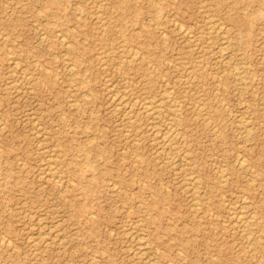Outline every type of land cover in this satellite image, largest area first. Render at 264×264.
<instances>
[{
	"label": "rangeland",
	"instance_id": "1",
	"mask_svg": "<svg viewBox=\"0 0 264 264\" xmlns=\"http://www.w3.org/2000/svg\"><path fill=\"white\" fill-rule=\"evenodd\" d=\"M263 42L264 0H0V264H264Z\"/></svg>",
	"mask_w": 264,
	"mask_h": 264
},
{
	"label": "bare ground",
	"instance_id": "2",
	"mask_svg": "<svg viewBox=\"0 0 264 264\" xmlns=\"http://www.w3.org/2000/svg\"><path fill=\"white\" fill-rule=\"evenodd\" d=\"M9 1V0H8ZM50 2H56L57 0H49ZM93 1V0H92ZM103 2V1H102ZM15 4V3H14ZM101 4V3H100ZM32 7V6H31ZM34 7V6H33ZM96 10H97V6H96ZM199 10H200V8H199ZM98 12V11H97ZM204 13V12H203ZM95 14V13H94ZM98 14V13H97ZM104 14V13H103ZM96 15V14H95ZM99 15V14H98ZM97 15V16H98ZM84 16V15H83ZM77 17H80V16H77ZM77 17H75V18H77ZM81 18V17H80ZM98 18H99V16H98ZM78 19V18H77ZM101 19V18H100ZM104 19V18H103ZM211 19V18H210ZM210 19H209V21L208 22H210ZM102 20V19H101ZM205 20V19H204ZM206 20H207V18H206ZM219 21V20H218ZM33 22V21H32ZM101 22V21H100ZM235 22H236V24H242V25H244L245 23H240L239 21H237V20H235ZM106 23V22H105ZM96 24H98V23H96ZM216 24V22H214V25ZM222 24V23H221ZM221 24H220V26H219V28L220 27H222L221 26ZM206 25H208V23L206 24ZM210 25V24H209ZM218 25H219V23H218ZM217 25V26H218ZM250 25V24H249ZM159 26V25H158ZM178 26V25H177ZM180 26V25H179ZM178 26V27H179ZM182 26V25H181ZM181 26H180V29H181ZM36 27V26H35ZM208 27V26H207ZM209 27H211V25L209 26ZM208 27V31H209V28ZM38 28V27H37ZM102 28V27H101ZM219 28L217 29V31L219 30ZM225 28V27H224ZM227 28V27H226ZM179 29V28H178ZM180 29H179V31H180ZM37 30V29H36ZM182 30V29H181ZM211 30V29H210ZM160 31V30H159ZM185 31H187V30H185ZM214 31H215V29H214ZM188 32V31H187ZM207 32V31H206ZM216 32V31H215ZM215 32H214V36L216 35L215 34ZM55 33H56V31H55ZM58 33V32H57ZM56 33V34H57ZM189 33V32H188ZM213 33V32H212ZM59 34V33H58ZM160 34H162V32L160 33ZM184 35H186L187 33L186 32H184L183 33ZM220 34V33H219ZM223 34V33H222ZM225 34V33H224ZM163 35V34H162ZM190 35V33L187 35V37L186 38H189L188 36ZM197 35H198V33H197ZM4 36V35H3ZM2 36V37H3ZM5 37V36H4ZM61 37V36H60ZM64 37V36H63ZM62 37V38H63ZM217 37V36H216ZM6 38V37H5ZM59 38V37H58ZM122 38V37H121ZM213 38H215V37H213ZM228 38V37H227ZM4 39V38H3ZM192 39V38H191ZM61 40V39H60ZM190 40V39H189ZM188 40V41H189ZM210 39H207V41H209ZM221 40H223V39H221ZM220 40V41H221ZM186 42V41H185ZM190 42V41H189ZM210 42H211V40H210ZM215 42V41H214ZM227 42V41H226ZM208 43V42H207ZM264 43V42H263ZM69 44V43H68ZM211 44V43H210ZM66 45H64V47H65ZM68 46V45H67ZM167 46V45H166ZM229 46V45H228ZM231 46H232V44H231ZM219 47V46H218ZM220 47H223V45L222 46H220ZM227 47V46H226ZM132 48V47H131ZM195 48V47H194ZM135 49V48H134ZM188 49V48H187ZM199 49V48H198ZM203 49H204V47H203ZM220 48H218V50H219ZM223 49V48H222ZM228 49H230V48H228ZM221 50V49H220ZM134 52L136 53V51L134 50ZM134 52H133V54H134ZM214 52V51H213ZM220 52H222V51H220ZM9 53V52H8ZM7 53V54H8ZM105 53V52H104ZM10 54V53H9ZM142 54V53H141ZM141 54H139V55H141ZM230 54V53H229ZM212 55H214V53L212 54ZM131 56V55H130ZM227 56V55H226ZM100 56L98 55V58H99ZM133 57H135V56H133ZM262 57V56H261ZM260 57V58H261ZM227 58H229V55H228V57ZM230 58H232V56L230 57ZM263 58V57H262ZM103 59V58H102ZM101 59V60H102ZM134 59V58H133ZM217 59H220V57L219 58H217ZM222 61L224 60V59H221ZM228 60V59H227ZM231 60V59H230ZM10 61H11V59H10ZM229 61V60H228ZM14 62V64H15V62L17 63V61L15 60V61H13ZM225 62V61H224ZM227 62V61H226ZM33 63V62H32ZM121 63V62H120ZM236 63V62H235ZM226 64V63H225ZM17 64H15V66H16ZM205 65V64H204ZM239 65V64H238ZM237 65V66H238ZM68 66V65H67ZM70 66V65H69ZM100 66H102V65H100ZM233 66H235L236 67V65H233ZM233 66H230L229 68L231 69V67H233ZM17 67V66H16ZM103 68H104V64H103V66H102ZM151 67H153V66H151ZM150 67V68H151ZM172 67V66H171ZM21 68V67H20ZM228 68V69H229ZM239 68H241V67H239ZM14 69V68H13ZM22 69H23V67H22ZM70 69H72L71 67L69 68V67H67V70H70ZM183 69V68H182ZM229 69V70H230ZM242 69V68H241ZM46 70H47V68H46ZM107 70V69H106ZM223 69H221V71H222ZM210 71V70H209ZM187 72V71H186ZM224 72V71H223ZM230 72H231V74H232V77L233 78H236V79H238L239 81H242V76L240 77L239 76V72H238V70L236 69V68H232L231 70H230ZM209 73V72H208ZM74 74V73H73ZM111 74V73H110ZM22 76V75H21ZM217 76H219V73H218V75ZM183 77V76H182ZM192 77H193V75H192ZM26 79H27V77H26ZM185 80L187 79V78H184ZM232 79V78H231ZM189 80H190V78H189ZM237 80V81H238ZM124 81H126V79L124 80ZM127 81H129V80H127ZM238 81V82H239ZM107 83H108V81H107ZM189 83V82H188ZM21 84V83H20ZM112 84H114V82L112 83ZM111 84V85H112ZM217 84V83H216ZM243 85L245 84V83H242ZM115 85V84H114ZM241 86V85H240ZM243 87H245V85L243 86ZM107 89L106 90H108V87H106ZM110 89V88H109ZM122 89H124V88H122ZM170 89V88H169ZM215 90V89H214ZM171 90H169V92H170ZM234 91V90H233ZM113 92V91H112ZM168 92V93H169ZM110 93V92H109ZM114 93V92H113ZM161 93V92H160ZM81 94V93H80ZM111 94V93H110ZM166 94V93H165ZM165 94H163V95H165ZM170 94V93H169ZM82 96H83V94H81ZM109 96V95H108ZM111 96V95H110ZM141 96V95H140ZM161 96V95H160ZM112 100L111 101H113L114 102V104L116 105V110H117V107H118V109L119 110H121V111H123V112H125L126 110H128V109H130L134 104H133V99L132 98H130V96L128 95V94H126V93H121V94H112V96L110 97ZM136 98V97H135ZM138 98V97H137ZM145 100V99H144ZM148 100H150L149 102H145L144 104L141 102V104H143V110H144V112H145V114L149 117V119L148 120H152V122L153 123H157L158 122V124H159V121L160 122H162L161 120H162V116H163V112H164V114H165V111H163V109H164V99H163V101L162 100H157V101H155V100H152L151 98L150 99H148ZM168 100V99H167ZM196 100V99H195ZM75 101V100H74ZM135 101V100H134ZM176 101V100H175ZM174 101V102H175ZM221 101V100H220ZM109 102H110V100H109ZM168 102V101H167ZM178 102V101H177ZM176 102V103H177ZM180 104V103H179ZM223 104V103H222ZM194 105H195V103H194ZM197 105V104H196ZM199 106H201L200 104H198ZM197 105V106H198ZM225 105V104H224ZM196 106V107H197ZM203 106V105H202ZM208 106V105H207ZM226 106V105H225ZM114 108V107H113ZM165 108H168V107H165ZM169 108H170V106H169ZM172 108V110H171V112L169 113V115L171 116H169L170 118L169 119H165L164 120V122H163V125L165 126V130H164V128H162L164 131H162V135H161V146H162V148L161 149H165V148H167V149H169L170 147L172 148L173 146H174V143H175V140L177 139V137H178V126H180L179 125V123H180V119H179V114H178V107H177V109H175V106H174V108L173 107H171ZM225 108V107H224ZM114 110V109H113ZM139 110V109H138ZM167 110V109H166ZM181 110V109H180ZM261 112V111H260ZM120 114V113H119ZM131 114V113H130ZM123 115V114H122ZM125 115V114H124ZM129 115V114H128ZM243 115H245L244 113H243ZM63 116V115H62ZM140 116V115H139ZM193 117V116H192ZM200 117V116H199ZM201 117H202V115H201ZM140 118V117H139ZM195 118V117H194ZM129 119V121L131 120L130 118H128ZM164 119V118H163ZM246 120V119H245ZM147 121V120H146ZM207 122H209L208 120H206ZM122 122V121H121ZM149 122V121H148ZM201 122H202V120H201ZM207 122H205V123H207ZM203 123V122H202ZM236 123V122H235ZM260 123V122H259ZM158 124H156L157 126H158ZM208 124V123H207ZM237 125H238V123H236ZM240 124V123H239ZM154 125V124H153ZM152 125V126H153ZM156 125H155V127H156ZM242 126H243V124H242ZM162 127V126H161ZM214 127V126H213ZM212 127V128H213ZM244 127H246L245 125H244ZM248 127V126H247ZM212 128H211V132H212ZM248 128H245V130H247ZM242 130V129H241ZM249 130V129H248ZM247 130V131H248ZM152 131V130H151ZM180 131V130H179ZM156 132V131H155ZM245 132V131H244ZM125 133V132H124ZM123 133V134H124ZM243 134V133H242ZM126 135V134H125ZM152 135H153V133H152ZM155 135V134H154ZM182 135V134H181ZM238 135V134H237ZM246 135V133L244 134V136ZM239 136V135H238ZM241 136V135H240ZM160 138V137H159ZM247 140V139H246ZM151 141V140H150ZM134 142H136V141H134ZM245 142V141H244ZM150 143V142H149ZM152 143V142H151ZM179 144V143H178ZM177 144V145H178ZM182 144V143H181ZM180 144V145H181ZM183 144H185V143H183ZM158 145V144H157ZM186 145H187V142H186ZM239 144H237V146H238ZM179 146V145H178ZM160 148V147H159ZM156 149H158V148H156ZM180 149V148H179ZM174 150V149H173ZM156 151H158V150H156ZM168 151H172V150H168ZM167 151V152H168ZM166 152V151H165ZM174 152V151H173ZM189 152V151H188ZM59 153V152H58ZM169 153H171V152H168V154ZM186 153H187V151H186ZM56 154V153H55ZM162 154V153H161ZM183 154H184V152H183ZM238 154H240L239 152H238ZM172 155V154H171ZM241 155V154H240ZM138 156V155H137ZM136 156V158H138ZM162 156V155H161ZM182 156V155H181ZM180 156V157H181ZM237 156H239V155H237ZM243 156V155H242ZM242 156H241V158H242ZM56 157V156H55ZM175 156H173V158H174ZM244 157V156H243ZM162 158V157H161ZM182 158V157H181ZM184 158V157H183ZM164 159H165V156H164ZM169 159V158H168ZM172 161H173V159L172 158H170ZM169 159V160H170ZM175 159V158H174ZM187 159V158H186ZM48 160H50V158H48ZM47 160V161H48ZM168 160V161H169ZM189 160V159H188ZM187 160V161H188ZM184 161H185V159H184ZM54 162V161H53ZM73 162V161H72ZM179 162H180V160H179ZM242 162V161H241ZM55 163V162H54ZM165 163V162H164ZM173 163V162H172ZM176 163V162H175ZM174 163V164H175ZM212 163V162H211ZM222 163V162H221ZM49 164V163H48ZM51 164V163H50ZM133 164V163H132ZM175 165H177V164H175ZM214 165H216V164H214ZM239 165H241V163H239ZM48 166V165H47ZM53 165L51 164V167H52ZM60 166V165H59ZM192 166V165H191ZM217 166V165H216ZM50 167V166H49ZM51 167L48 169V174H49V179H51V181H53V182H55L56 184L58 183V182H61V181H58V179H56V178H59V177H57L56 176V173H55V171L56 170H52L51 169ZM175 167H178V166H175ZM190 167V166H189ZM212 167V166H211ZM58 168V167H57ZM179 168H181L180 166H179ZM219 168H222V167H220L219 166ZM253 168V167H252ZM54 169V168H53ZM167 169V168H166ZM214 169V168H213ZM223 169V168H222ZM222 169H220V170H222ZM47 170V169H46ZM45 170V171H46ZM61 172V171H60ZM173 172H176V171H173ZM179 172V171H178ZM43 175V174H42ZM62 175V174H61ZM183 175V174H182ZM192 175V174H191ZM191 175H189L190 177H191ZM217 175V174H216ZM220 175V174H219ZM45 176V175H44ZM187 176V175H186ZM188 176V177H189ZM43 177V176H42ZM46 177V176H45ZM183 177H185V176H183ZM189 177V178H190ZM45 179V178H44ZM220 179V178H219ZM223 179V178H222ZM60 180H61V178H60ZM63 180V179H62ZM183 180V179H182ZM186 181H187V179H185ZM184 180V181H185ZM195 180V178L193 179V181ZM49 181V180H48ZM160 181V180H159ZM193 181H191V182H193ZM224 181V180H223ZM190 181H189V183H191ZM181 183V182H180ZM142 184V183H141ZM193 184V183H192ZM191 184V186H193ZM222 184H223V182H222ZM220 185V184H219ZM190 186V187H191ZM197 186H199V185H197ZM184 187H186V186H184ZM187 188V187H186ZM196 188V187H195ZM194 188V190H196ZM182 189V188H181ZM198 189H200L199 187H198ZM61 190L63 191V189L61 188ZM192 190H193V187H192ZM191 190V191H192ZM193 190V191H194ZM116 191V190H115ZM134 191V190H133ZM195 192V191H194ZM190 193H192V192H190ZM194 196V195H193ZM200 196V195H199ZM244 196H245V194H244ZM194 198V197H193ZM244 198V197H243ZM246 198V197H245ZM196 201V199L194 198V201L193 202H195ZM198 201V200H197ZM192 202V203H193ZM226 203V202H225ZM229 205H230V203H229ZM236 205V204H235ZM243 205V204H242ZM241 205V206H242ZM247 205V204H246ZM231 206V205H230ZM240 206V205H239ZM196 208H198L197 207V205H196ZM129 209V208H128ZM239 209H240V211H241V207H239ZM248 213V212H247ZM247 213H245V214H247ZM90 214H92V213H90ZM214 214V213H213ZM234 214V213H233ZM240 214V213H239ZM254 214V213H253ZM241 216H243V214H240ZM239 215V216H240ZM229 216V215H228ZM234 216H235V214H234ZM237 216H238V214H237ZM238 216V217H239ZM250 216V215H249ZM254 216H255V214H254ZM230 217V216H229ZM231 217H233V215L231 216ZM238 217H237V219H238ZM251 217H253L252 216V214H251ZM208 218H209V216H208ZM223 219V218H222ZM252 219V218H251ZM138 220V219H137ZM241 220H243V219H241ZM241 220H240V222H241ZM247 220H249V219H247ZM222 222V221H221ZM232 222V221H231ZM230 222V223H231ZM135 223V222H134ZM139 222H137V224H138ZM224 223H226V222H224ZM232 223H235V222H232ZM244 223V222H243ZM254 223V221L252 222V221H247L245 224H243V225H245L244 226V229L243 230H245L246 231V234H247V236H244L247 240H248V242L249 243H251L249 240H251V238L249 237V235L251 234L250 233V226H252V224ZM202 224V223H201ZM133 226V225H132ZM140 228V227H139ZM138 228V229H139ZM141 230V229H140ZM128 232V231H127ZM132 232V231H131ZM135 232V231H134ZM232 232V231H231ZM263 232V231H262ZM138 233V232H137ZM142 233V232H141ZM135 234V236H136V233H134ZM53 235V234H52ZM243 235V234H242ZM131 236V235H130ZM251 236V235H250ZM131 237H133V235L131 236ZM140 239H142V237H144V236H142V237H140V236H138ZM129 239V238H128ZM127 239V240H128ZM136 239H137V237H136ZM1 240V239H0ZM33 241H34V239H32ZM130 240V239H129ZM4 241V240H3ZM2 241V242H3ZM253 241V240H252ZM7 242H10V240L9 241H7ZM72 242V241H71ZM247 242V241H246ZM247 242V243H248ZM31 243H37V242H31ZM0 244H1V242H0ZM8 244V243H7ZM44 244H46V243H44ZM246 244V243H245ZM47 245V244H46ZM137 245V244H136ZM142 245L144 246V245H146V242H145V244H143L142 243ZM141 245V246H142ZM45 246V245H44ZM64 246V245H63ZM140 246V245H139ZM138 246V247H139ZM248 246L250 247V244H248ZM129 248H131V247H129ZM140 248V247H139ZM133 249V248H132ZM142 249V248H141ZM140 249V250H141ZM154 250H155V247L153 248ZM39 250V249H38ZM38 250H37V252H38ZM101 250V249H100ZM129 249H127V251H128ZM135 251H136V249H135ZM143 251H144V249H143ZM146 251H148L147 250V248H146V250L144 251V253H147ZM160 251H161V249H160ZM239 251V250H238ZM133 253H134V251H132ZM137 252H139L138 250H137ZM137 252H135V253H137ZM141 252V251H140ZM31 253H33L34 254V252H31ZM138 254V253H137ZM139 255H141L142 256V254H140L139 253ZM138 255V256H139ZM148 255V254H147ZM43 257V256H42ZM128 257H130V255L128 256ZM140 257V256H139ZM148 257V256H147ZM96 260V259H95ZM146 260V259H145ZM153 260V259H152ZM135 261V260H134ZM143 261V260H142ZM94 262V261H93ZM144 262V261H143ZM143 262H141V263H143ZM150 263L149 264H152V262L151 261H149ZM167 262H169V261H167ZM95 263V262H94ZM98 264V263H97ZM140 264V263H139ZM144 264V263H143Z\"/></svg>",
	"mask_w": 264,
	"mask_h": 264
}]
</instances>
